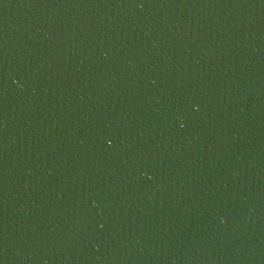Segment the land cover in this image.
Masks as SVG:
<instances>
[{"label":"water","instance_id":"95a60500","mask_svg":"<svg viewBox=\"0 0 264 264\" xmlns=\"http://www.w3.org/2000/svg\"><path fill=\"white\" fill-rule=\"evenodd\" d=\"M0 264H264V0H0Z\"/></svg>","mask_w":264,"mask_h":264}]
</instances>
